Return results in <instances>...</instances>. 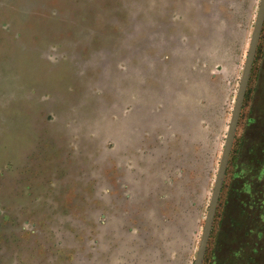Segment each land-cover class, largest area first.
I'll list each match as a JSON object with an SVG mask.
<instances>
[{
    "label": "rangeland",
    "instance_id": "1",
    "mask_svg": "<svg viewBox=\"0 0 264 264\" xmlns=\"http://www.w3.org/2000/svg\"><path fill=\"white\" fill-rule=\"evenodd\" d=\"M260 1L0 0V264H194ZM230 161L264 264V27Z\"/></svg>",
    "mask_w": 264,
    "mask_h": 264
},
{
    "label": "water",
    "instance_id": "2",
    "mask_svg": "<svg viewBox=\"0 0 264 264\" xmlns=\"http://www.w3.org/2000/svg\"><path fill=\"white\" fill-rule=\"evenodd\" d=\"M263 27L264 0H261L194 264H204L206 258Z\"/></svg>",
    "mask_w": 264,
    "mask_h": 264
},
{
    "label": "trees",
    "instance_id": "3",
    "mask_svg": "<svg viewBox=\"0 0 264 264\" xmlns=\"http://www.w3.org/2000/svg\"><path fill=\"white\" fill-rule=\"evenodd\" d=\"M234 163H235V161H234ZM234 177H235L234 178L235 179V182H234V186H233L232 191H231L232 192V196H233V198H237L238 201H240V199H241V200H244V202H245V196L243 195V191L245 192L246 189H243L241 187V185L238 183V181H236V178H237L236 174L234 175Z\"/></svg>",
    "mask_w": 264,
    "mask_h": 264
}]
</instances>
